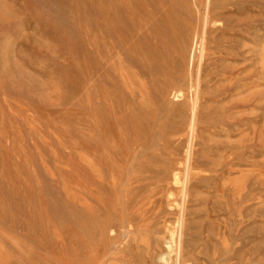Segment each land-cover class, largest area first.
<instances>
[{"label":"rangeland","instance_id":"374dc122","mask_svg":"<svg viewBox=\"0 0 264 264\" xmlns=\"http://www.w3.org/2000/svg\"><path fill=\"white\" fill-rule=\"evenodd\" d=\"M252 1L214 32L199 0H0V264H76L78 165L107 156L121 176L122 162L172 174L180 203L163 205L157 238L184 228L191 264H264V0ZM101 230V264H134L126 231L112 247Z\"/></svg>","mask_w":264,"mask_h":264},{"label":"bare ground","instance_id":"6f19581e","mask_svg":"<svg viewBox=\"0 0 264 264\" xmlns=\"http://www.w3.org/2000/svg\"><path fill=\"white\" fill-rule=\"evenodd\" d=\"M199 1L207 4L206 5L207 10L205 12V15H206L205 21L207 22L208 26L214 29L213 30L214 32L216 31V28L218 29V26H216L215 23L222 22L221 20L216 19V17L219 18L221 16V18L226 19V23H227L229 20L228 18L231 14H234L236 11H238V9L241 11L245 10L247 12V10L249 11L251 4L253 3L252 0H222L221 4L216 3L215 0H199ZM96 23L99 24L98 22ZM95 27L97 28L99 27V25ZM172 34L173 35L171 36L174 38L175 33H172ZM163 48H164L163 53L164 52L166 53L173 48V45H171V42H169L168 39H166V41L164 42ZM144 49L143 51H145ZM168 54H170V52ZM146 56L147 54L145 55V59L147 60ZM167 65L166 66L165 65L151 66L150 69L151 71H153V73H156L159 75L164 74L165 76L168 73L167 71L170 70V66L168 67ZM170 65L171 67L173 66L172 64ZM160 77H162V75ZM193 102L191 103L193 104ZM114 133L112 132V129L107 126V130L105 134V136H107V144L110 148L112 147L115 148V155H116L117 154V151H116L117 142H116ZM91 153H92V150H91ZM93 156L94 155H92L91 158ZM113 158H110V156L109 157L107 156V157L101 158L98 161L100 162V165L102 167L101 168L100 165H95L101 168L100 169L101 171L100 172L98 171L100 173V175L98 176L92 171V166H94L93 164L91 165L87 164L88 166H86L85 164L86 162H85L84 163L85 166L81 164L78 165L79 169H82L85 167L84 172L86 171L87 178H84V180L86 179V183H85L82 177L80 176L76 177L75 179H76L77 191L75 190L74 191L75 193L79 195V199H80L81 196H83L82 191H84L83 189H85L87 197L85 198L84 196V198L86 199V203H88L87 205L89 206L88 207L89 209H88V215L85 221L84 219H82L81 215H78V224L80 228L78 227L79 231L77 232L75 236V240L73 241V248H74V253H75L76 264H101L104 258L108 255V249L105 246V243H104L105 241H103L105 238L103 239L104 234L102 230H101V240L98 241L99 243H96L95 239L93 238L94 231L96 229L98 231V227L102 229H107L108 231H110V233L111 232L113 233L112 237L110 238L111 244H109L112 247L117 244V242L119 241V238L122 236V230L126 231V234L130 237L128 241L126 240L128 244L125 245L124 249H121L122 248V245H121L120 250L119 249L118 250H119V253L122 254V259L127 257L126 255H123V254L125 253L130 254V257L134 264H140V258L142 259V261H144L147 264L148 258L150 260L151 255L154 254L155 249H157L156 245L161 244V242L165 244L166 250L162 249L163 251H160L159 255L156 252L159 258L160 264H191L192 261L195 262V259H196L195 253L192 252L190 254L189 252V254H185V251H184V239H185L184 228H182L183 233H181L179 237L175 229L173 230V229L166 227L167 230H165L166 231L165 238L160 239L161 236L157 238L158 234L161 233L160 228H158L159 224L161 222L166 223V219H167V218L165 219V217L163 218L164 212L167 211L166 208L163 207V205L165 204L168 208H172L173 205L179 202L178 200L179 197L174 194L176 186H174V184L172 183L174 186L172 187L171 184L169 183L170 181H172V178H171L172 174L170 175L168 170H165V169L164 171L163 170H157V171L152 170L150 166H147L144 163H138V169L133 170V172H131L126 167L127 165L125 166L124 162H122L121 167L126 168V173L124 174V176H121L122 174L121 170H119V168L114 165L116 161L114 163L115 158L114 160ZM174 178L176 181H179L178 176H174ZM91 182L96 183V186H94ZM177 188L179 187L177 186ZM185 189H186L185 195L187 197V193H188V197H189V192H187L188 189L187 188ZM176 192H179V191L177 190ZM104 196L106 197V199L104 198ZM119 197L120 199H122L121 202H120ZM186 197L183 203L186 202ZM78 203L79 202H77V204ZM176 216L174 217V219H177ZM186 216H187V212H185L184 210L182 214L183 226H185L184 223L186 222ZM94 219H96V221L99 219V223L97 222L95 224ZM93 224L96 225V228L93 227ZM108 260L109 259H107L106 261ZM107 263L105 262V264Z\"/></svg>","mask_w":264,"mask_h":264}]
</instances>
